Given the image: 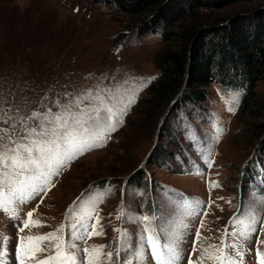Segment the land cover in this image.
<instances>
[{"label":"rangeland","instance_id":"obj_1","mask_svg":"<svg viewBox=\"0 0 264 264\" xmlns=\"http://www.w3.org/2000/svg\"><path fill=\"white\" fill-rule=\"evenodd\" d=\"M263 7L264 0H237L220 8H199L193 17L200 25L224 22ZM159 8L132 14L104 0H0V117L27 116L48 107L56 112V100L67 103L89 90L111 97L117 114L115 131L108 130L96 139L99 146L64 163L45 186L46 194L14 202L7 211L0 206L2 259L19 263L21 237L56 233L64 225L57 235L77 246L69 251L80 264L87 261L84 249L94 245L104 246L102 264H136L137 249L143 252V264H156L138 219L155 216L151 226L159 245L177 246L176 264H189V259L213 264L207 258L201 261V248L219 245L222 237L235 242L238 238L223 236L225 229L240 227L230 220L254 215L257 231L240 243L243 264H258L257 248L264 253V243H257L264 241V148H256L264 140V109L258 115L241 113L244 90L217 83L205 87L206 100L184 102V81L171 96L174 104L169 98L149 103L151 86L159 78L158 60L165 50L178 48L190 21L173 26L171 40L144 34L145 23ZM255 91L264 96V82ZM96 103L85 100L81 107ZM3 119L0 128L7 127ZM28 212L39 224L24 228ZM92 225L102 234L89 237ZM117 229L126 233L127 242L119 257ZM33 243L24 240L26 247ZM55 243L40 241L43 251L25 264L54 255ZM228 251L234 255L236 249ZM108 252L113 253L111 261Z\"/></svg>","mask_w":264,"mask_h":264},{"label":"snow or ice","instance_id":"obj_2","mask_svg":"<svg viewBox=\"0 0 264 264\" xmlns=\"http://www.w3.org/2000/svg\"><path fill=\"white\" fill-rule=\"evenodd\" d=\"M89 99L98 103L81 107V104ZM131 103H134V100L125 103L121 115L126 114ZM55 104L59 109L56 112L48 107L46 111L33 110L27 116H8L5 113L7 119L0 117L7 125L0 128V206H5V211H7L6 206L14 202L23 204L41 191H45L46 194L45 186L50 183L53 175L58 174L64 163L83 154L84 151L99 146L96 139L105 135L108 130L115 131L113 121L116 120L117 114L111 105V97H103L99 90L95 93L91 90L81 93L70 98L67 103L56 100ZM119 123H123V120H119ZM75 203L77 201H74ZM32 215V212L27 213L29 219L24 221V228L29 227L30 224H39L38 221L31 220ZM87 215L90 216L91 213ZM84 218L82 215L80 220L83 221ZM138 219L144 223V231L147 233L145 240L156 264H176L180 258L177 246L175 244L163 247L159 245L155 228L151 226L155 216H143ZM230 223L239 224L240 227L233 228L232 232L225 229L223 236L238 239L233 243H226L222 237L219 245L210 244L201 248V261L207 258L213 261V264H243L244 252L240 241H246L252 233L257 231L256 218L252 215L245 219L230 220ZM203 226L201 221L200 228ZM72 227L76 228L77 225ZM63 228L64 225H60L56 233L43 236L21 237V243L16 247L19 264H25L26 259L34 258L35 252L43 251L37 245L44 240L56 241L53 245L55 254L45 260L37 261V264H80L76 253L69 251V249H76L77 246L74 243L65 242L60 235H57ZM200 228L196 230V240L201 239ZM92 229V232L87 233L89 237L102 234L101 231H97L96 225H92ZM23 230V228L20 229V231ZM82 230L87 232L86 224L82 225ZM116 231L121 232L118 238L121 243L115 251V255L119 257L127 243L126 233L119 229ZM75 238L83 239V235H76ZM3 239L0 237V243ZM25 239L36 243L26 247ZM257 243H264V241H257ZM103 248V245H94L91 249L85 248L86 264H102L100 257L104 255ZM229 249H236L235 254L230 253ZM30 254H32L31 257ZM3 255L4 253L0 252V264H5ZM106 255L111 261L113 253L108 252ZM256 257L258 264H264V253L259 248L256 250ZM134 259L136 264H143V252L137 249ZM124 264H133V261H124ZM189 264H193L191 259Z\"/></svg>","mask_w":264,"mask_h":264},{"label":"trees","instance_id":"obj_3","mask_svg":"<svg viewBox=\"0 0 264 264\" xmlns=\"http://www.w3.org/2000/svg\"><path fill=\"white\" fill-rule=\"evenodd\" d=\"M123 11L136 14L160 5L144 25V34H161L171 40L173 26L189 18L181 32L176 50H165L158 60L159 78L151 86L150 102L171 101L176 89L186 82L182 99L199 103L206 100V86L217 83L226 89H243L240 111L258 115L264 109V96L255 91L264 82V7L236 13L224 22L209 20L205 24L193 17L199 8H220L237 0H104ZM174 1V2H173ZM177 2V3H176ZM189 9H193L189 10ZM184 81V82H183ZM173 100L170 104H174ZM262 141L256 150L264 148Z\"/></svg>","mask_w":264,"mask_h":264}]
</instances>
